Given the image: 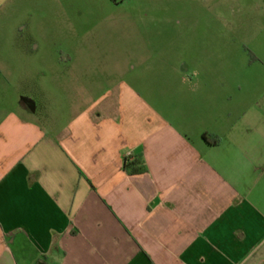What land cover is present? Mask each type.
I'll return each instance as SVG.
<instances>
[{
    "label": "crops",
    "instance_id": "1",
    "mask_svg": "<svg viewBox=\"0 0 264 264\" xmlns=\"http://www.w3.org/2000/svg\"><path fill=\"white\" fill-rule=\"evenodd\" d=\"M71 6L0 0V264H264V83L213 49L157 81Z\"/></svg>",
    "mask_w": 264,
    "mask_h": 264
},
{
    "label": "rangeland",
    "instance_id": "2",
    "mask_svg": "<svg viewBox=\"0 0 264 264\" xmlns=\"http://www.w3.org/2000/svg\"><path fill=\"white\" fill-rule=\"evenodd\" d=\"M71 5L78 39L85 35L101 40L104 50L121 44L127 50L140 36V49L151 51L157 81L165 68L179 63L180 52L213 49L220 65L229 59L238 78L264 83V0H71Z\"/></svg>",
    "mask_w": 264,
    "mask_h": 264
},
{
    "label": "trees",
    "instance_id": "3",
    "mask_svg": "<svg viewBox=\"0 0 264 264\" xmlns=\"http://www.w3.org/2000/svg\"><path fill=\"white\" fill-rule=\"evenodd\" d=\"M204 139L209 142L210 144L212 145H217L219 143V139H214L212 138L211 136L209 135H205L204 136ZM127 162V161H126ZM139 162L138 161H135L133 163H126V170L130 173V174H138V173H144L145 169L143 168H140L138 169L137 166H138ZM133 168V169H132Z\"/></svg>",
    "mask_w": 264,
    "mask_h": 264
},
{
    "label": "built area",
    "instance_id": "4",
    "mask_svg": "<svg viewBox=\"0 0 264 264\" xmlns=\"http://www.w3.org/2000/svg\"><path fill=\"white\" fill-rule=\"evenodd\" d=\"M131 158V154L128 155L127 159H130Z\"/></svg>",
    "mask_w": 264,
    "mask_h": 264
}]
</instances>
